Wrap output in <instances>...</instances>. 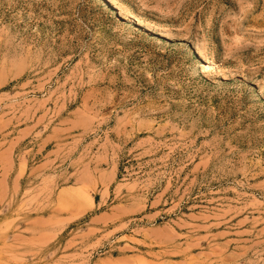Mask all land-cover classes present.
Masks as SVG:
<instances>
[{
  "label": "rangeland",
  "instance_id": "obj_1",
  "mask_svg": "<svg viewBox=\"0 0 264 264\" xmlns=\"http://www.w3.org/2000/svg\"><path fill=\"white\" fill-rule=\"evenodd\" d=\"M0 264H264V0H0Z\"/></svg>",
  "mask_w": 264,
  "mask_h": 264
},
{
  "label": "bare ground",
  "instance_id": "obj_2",
  "mask_svg": "<svg viewBox=\"0 0 264 264\" xmlns=\"http://www.w3.org/2000/svg\"><path fill=\"white\" fill-rule=\"evenodd\" d=\"M110 2H111V0H110ZM112 2H113V1H112ZM137 22H138V20H137ZM140 22H141V21H139L137 24H139L140 26H143L144 24H142V23H140ZM139 25H138V26H139ZM206 68H207V67H206ZM206 68H205V69H206ZM205 69H204V70H205ZM205 72H206V71H205Z\"/></svg>",
  "mask_w": 264,
  "mask_h": 264
}]
</instances>
